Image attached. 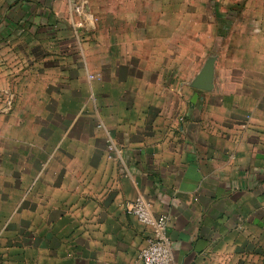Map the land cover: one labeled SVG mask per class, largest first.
<instances>
[{"label": "crops", "instance_id": "1", "mask_svg": "<svg viewBox=\"0 0 264 264\" xmlns=\"http://www.w3.org/2000/svg\"><path fill=\"white\" fill-rule=\"evenodd\" d=\"M256 8L181 37L177 0H0V264H142L137 195L174 264H264Z\"/></svg>", "mask_w": 264, "mask_h": 264}, {"label": "rangeland", "instance_id": "2", "mask_svg": "<svg viewBox=\"0 0 264 264\" xmlns=\"http://www.w3.org/2000/svg\"><path fill=\"white\" fill-rule=\"evenodd\" d=\"M188 3H190L189 0L188 1L187 0H177L178 11L176 12V15H177V21H178V33L180 34L181 37L184 36V34L182 33L184 26L187 27V25H185L184 22H189L191 20H193V22H196V21L202 20L204 22H207L208 25L216 21H219L221 23H223L222 21H224L225 23H227V21H234L236 18H238L239 12L237 11V9L239 10L242 9L243 11L245 10L244 17L247 18L248 14L246 12V6H248L249 4L257 7L256 8L257 16H259V13H260L259 9L264 8V0H191L192 8L187 6ZM250 14L252 15L253 12H250ZM221 26L223 25L221 24ZM82 27H83V23L81 25V28ZM224 29H223L224 31L228 30L227 27ZM195 30L196 29H194L193 31ZM213 30H215V27L213 28ZM2 159H3L2 162H4V160L7 161L6 157H3ZM18 167H21V166H18ZM7 168L0 170L1 171L0 172V177H1L0 189H1V194L5 197L7 195H10L13 192L12 190L10 189L8 190L7 188H4V187H7L11 182L12 183L15 182V177L16 175H18L17 172L12 171V170L10 171ZM24 174H26V171L24 170H22L21 173H19V175L21 176ZM5 192H7V194H5ZM26 206H28V204L24 203L22 204V206H20V208L26 207ZM21 223L23 225L25 224L24 221H22ZM3 243L5 244L7 243V241H5L4 239H0L1 250H3L2 248Z\"/></svg>", "mask_w": 264, "mask_h": 264}, {"label": "built area", "instance_id": "3", "mask_svg": "<svg viewBox=\"0 0 264 264\" xmlns=\"http://www.w3.org/2000/svg\"><path fill=\"white\" fill-rule=\"evenodd\" d=\"M107 142L108 149H112V142L109 139ZM126 208L128 213L151 230L147 244L139 252L142 264H174L171 241L167 236L168 217L155 214L150 200L143 195H137L126 203Z\"/></svg>", "mask_w": 264, "mask_h": 264}, {"label": "water", "instance_id": "4", "mask_svg": "<svg viewBox=\"0 0 264 264\" xmlns=\"http://www.w3.org/2000/svg\"><path fill=\"white\" fill-rule=\"evenodd\" d=\"M209 78V74L207 72H204L201 77L198 79L197 83H196V87L198 89H204L206 86V83L208 81Z\"/></svg>", "mask_w": 264, "mask_h": 264}]
</instances>
